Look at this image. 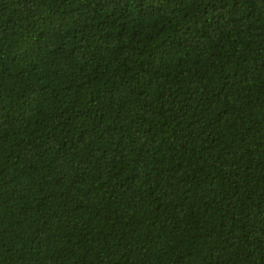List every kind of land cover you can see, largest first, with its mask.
<instances>
[{"label": "trees", "instance_id": "trees-1", "mask_svg": "<svg viewBox=\"0 0 264 264\" xmlns=\"http://www.w3.org/2000/svg\"><path fill=\"white\" fill-rule=\"evenodd\" d=\"M0 264H264V0H0Z\"/></svg>", "mask_w": 264, "mask_h": 264}]
</instances>
